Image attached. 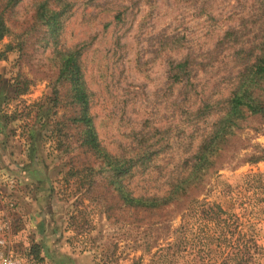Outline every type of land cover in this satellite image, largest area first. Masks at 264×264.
I'll return each mask as SVG.
<instances>
[{
  "label": "rangeland",
  "instance_id": "374dc122",
  "mask_svg": "<svg viewBox=\"0 0 264 264\" xmlns=\"http://www.w3.org/2000/svg\"><path fill=\"white\" fill-rule=\"evenodd\" d=\"M264 0H0V264H211L201 211L264 264V117L246 109L186 198L133 210L82 143L60 76L76 52L101 147L134 196L167 195L219 128L264 39ZM236 31L239 41L225 37ZM260 99L264 106V82ZM222 244L232 251L234 242ZM36 245L38 248H36ZM37 250V251H35Z\"/></svg>",
  "mask_w": 264,
  "mask_h": 264
},
{
  "label": "trees",
  "instance_id": "16d2710c",
  "mask_svg": "<svg viewBox=\"0 0 264 264\" xmlns=\"http://www.w3.org/2000/svg\"><path fill=\"white\" fill-rule=\"evenodd\" d=\"M3 33L4 26L0 22V38L3 36ZM225 37H231L230 41L233 43L240 40L237 30L228 31L225 33ZM60 76L70 83L73 99L80 105V114L74 120L78 121L84 127L82 143L96 151L104 159L110 169V175L107 179L108 185H112L113 189L117 191L116 197L133 210H149L156 207H163L174 201L188 197L187 192L190 187L198 183L203 170L208 169V166L212 165V161L206 155L208 153L213 154L218 147L220 139L232 135L231 128L236 124L235 118H238L242 114L241 111L246 109L252 115L264 117V106L260 99V91L263 89L261 84L259 85L260 81L261 83L264 82V39H262L256 47L254 60L246 67V72L241 74L242 81L235 86L232 95L227 100L228 110L226 115L220 120L219 128L214 131L213 136L209 138L210 140L205 141V145L201 146V149L196 155L197 161L193 163L188 174L178 178L171 191L165 196H134L125 189L123 181L130 164L128 165L125 161L105 151L97 138L92 118L88 113V93L84 87L81 67L76 52H69L63 58ZM201 216L200 224L209 226L203 239L206 242L210 263L248 264L247 261L253 258V253L257 249L255 243H252L254 248L248 244L249 226L241 223L238 219L237 221H232L235 224L231 228L229 222L230 214L219 204H213L207 208H203ZM233 237L234 246H231L233 250L224 251L222 244L230 241L228 238L232 239ZM36 248H38L37 245Z\"/></svg>",
  "mask_w": 264,
  "mask_h": 264
}]
</instances>
